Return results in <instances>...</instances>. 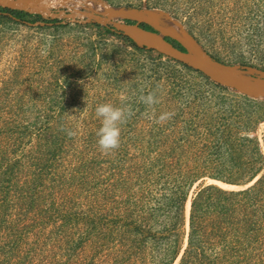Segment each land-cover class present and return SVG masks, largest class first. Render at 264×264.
<instances>
[{
  "label": "rangeland",
  "instance_id": "1",
  "mask_svg": "<svg viewBox=\"0 0 264 264\" xmlns=\"http://www.w3.org/2000/svg\"><path fill=\"white\" fill-rule=\"evenodd\" d=\"M105 1L168 12L216 60L264 70V0ZM58 7L69 8H53ZM56 21L55 27L36 25L31 18L24 23L0 19V127L19 113L29 125L42 116L53 128L71 132L73 149L67 147L49 174L56 181L69 177L78 157L98 156L91 184L73 189L76 198L65 203L77 220L80 211L90 213L95 228L81 224V218L62 226L59 218L40 221L30 215L18 224L24 228L21 240H12L11 253L0 264H158L166 240L160 246L156 237L173 216L166 203L173 175L187 166L198 170V180L184 207L182 253L194 193L210 185L245 190L264 174V102L214 84L155 51H137L102 26ZM149 93L158 103L142 102ZM21 100L24 106L18 108ZM102 103L130 112L119 148L109 153L97 143L101 120L95 108ZM166 112L173 115L159 122ZM27 141L10 155L11 162L27 164L32 156ZM49 182L50 177L44 184ZM1 215L9 222L2 223ZM17 217L11 209L0 212V245L6 241L3 227ZM134 219L146 231L143 243L129 244L132 236L120 235L123 224Z\"/></svg>",
  "mask_w": 264,
  "mask_h": 264
},
{
  "label": "trees",
  "instance_id": "2",
  "mask_svg": "<svg viewBox=\"0 0 264 264\" xmlns=\"http://www.w3.org/2000/svg\"><path fill=\"white\" fill-rule=\"evenodd\" d=\"M27 18L52 25L57 22L44 20L39 15L0 8V19L24 23ZM127 23L131 22L127 21ZM141 27L151 30L146 25ZM104 29L107 32L111 31ZM113 34L124 38L116 33ZM126 40L137 51H145L138 49L130 40ZM172 43L183 50L177 43ZM22 103L23 100L21 103L19 101L18 108L24 106ZM44 120L42 116H38L35 124L29 125L23 121L22 114L16 113L6 117L0 127V212L4 215L7 209H11L18 216L16 222L7 224L6 228L3 227L6 230V241L1 242L0 245V262L10 255L9 244L12 240L14 243L18 239L21 240L24 228H19L18 224L30 215L40 218V221L59 218L64 220L62 226L67 225V220L78 224L81 218V224L87 228L91 227V230L95 228L93 222L95 220L90 213L85 214L80 211L79 216L82 214V217L77 220L74 218V213L71 215L72 213L67 211L65 203H71L73 198H76L73 189H84L91 184L92 166L97 164L96 167H98L100 164L97 160L98 156L90 155L87 159L78 157L77 167L71 169L69 177L62 182L56 181L53 178L55 174L52 176L49 174L54 170L57 160L62 158L61 155L66 156L67 147L73 149L71 148L72 133L53 128ZM90 137L91 135L88 137V147L92 146ZM33 138L34 143L31 141ZM26 139L27 146L31 144L32 150V156H29L27 164L18 159L11 162V156L25 146ZM256 153L261 157L258 147H256ZM27 167L33 168V172L27 170ZM175 171L169 200L166 201L170 213L173 211V216L167 228L159 234L161 236L156 237L160 246L166 240V247L160 248L162 255L158 264H174L176 261L177 264H264V174L253 186L245 190L227 191L210 185L194 193L190 201L186 246L181 253L180 236L181 238L185 236L183 233L184 207L189 188L198 180V170L179 166ZM28 174L31 178L27 180ZM49 177L50 182L47 186L44 181H47ZM22 178L24 180L21 181ZM222 181L229 183L226 180ZM55 187L60 192H66L63 194L51 192L55 190ZM48 189L49 196H45V190ZM45 204L47 206H44ZM1 217L2 223L9 222L4 216L1 215ZM145 233L146 231L140 228L137 220L134 219L123 224L120 235L126 239L132 236L129 244H133V242L143 243ZM6 245L9 247L6 248Z\"/></svg>",
  "mask_w": 264,
  "mask_h": 264
},
{
  "label": "water",
  "instance_id": "3",
  "mask_svg": "<svg viewBox=\"0 0 264 264\" xmlns=\"http://www.w3.org/2000/svg\"><path fill=\"white\" fill-rule=\"evenodd\" d=\"M52 0H0V8L39 15L59 24H93L130 40L138 49L155 51L236 94L264 102V70L240 64H227L213 58L179 20L168 12L146 7L113 6L93 0L102 9L49 8ZM127 21L131 23H127ZM36 25H51L37 22ZM146 25L151 30H146ZM172 42L177 43L180 50Z\"/></svg>",
  "mask_w": 264,
  "mask_h": 264
},
{
  "label": "clouds",
  "instance_id": "4",
  "mask_svg": "<svg viewBox=\"0 0 264 264\" xmlns=\"http://www.w3.org/2000/svg\"><path fill=\"white\" fill-rule=\"evenodd\" d=\"M146 105L158 103L155 93H149L141 97ZM96 116L101 120V125L97 129V143L104 153H109L119 148L121 143V126L130 115V112L124 107L114 106L111 103H102L95 108ZM173 113L166 112L159 116L158 121L168 120Z\"/></svg>",
  "mask_w": 264,
  "mask_h": 264
},
{
  "label": "bare ground",
  "instance_id": "5",
  "mask_svg": "<svg viewBox=\"0 0 264 264\" xmlns=\"http://www.w3.org/2000/svg\"><path fill=\"white\" fill-rule=\"evenodd\" d=\"M68 6L73 12L81 8H96L101 10L102 4L96 3L93 0H52L48 2V7Z\"/></svg>",
  "mask_w": 264,
  "mask_h": 264
}]
</instances>
